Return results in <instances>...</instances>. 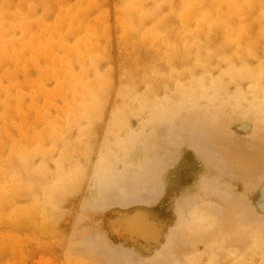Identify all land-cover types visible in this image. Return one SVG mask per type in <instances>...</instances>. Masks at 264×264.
<instances>
[{
    "label": "rangeland",
    "instance_id": "1",
    "mask_svg": "<svg viewBox=\"0 0 264 264\" xmlns=\"http://www.w3.org/2000/svg\"><path fill=\"white\" fill-rule=\"evenodd\" d=\"M0 264H264V0H0Z\"/></svg>",
    "mask_w": 264,
    "mask_h": 264
},
{
    "label": "bare ground",
    "instance_id": "2",
    "mask_svg": "<svg viewBox=\"0 0 264 264\" xmlns=\"http://www.w3.org/2000/svg\"><path fill=\"white\" fill-rule=\"evenodd\" d=\"M117 182H118V181H117ZM116 184H117V183H116ZM116 184H115V185H116ZM122 184H123V183H122ZM118 186H119V185H118ZM121 186H122V185H121ZM113 196H114V195H113ZM128 197H129V196H128ZM130 197H131V195H130ZM140 197H141V196H140ZM143 197H144V196H143ZM112 198H113V197H112ZM138 198H139V197H138ZM124 199H126L125 196H124ZM130 199H131V198H129V200H130ZM112 200H113V199H112ZM112 200H111V201H112ZM109 201H110V199L108 200V202H109ZM116 201H117V200H116ZM125 201H126V200H125ZM127 202H128V201H127ZM127 202H126V203H127ZM129 202L132 203V201H129ZM110 203H111V202H110ZM111 204H112V203H111ZM109 206H110V205H109Z\"/></svg>",
    "mask_w": 264,
    "mask_h": 264
}]
</instances>
